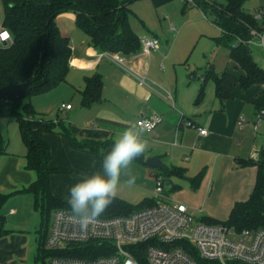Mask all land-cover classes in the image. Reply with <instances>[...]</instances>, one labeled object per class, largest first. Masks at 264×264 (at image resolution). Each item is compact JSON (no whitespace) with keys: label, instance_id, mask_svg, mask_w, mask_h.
I'll list each match as a JSON object with an SVG mask.
<instances>
[{"label":"crops","instance_id":"0c3cea01","mask_svg":"<svg viewBox=\"0 0 264 264\" xmlns=\"http://www.w3.org/2000/svg\"><path fill=\"white\" fill-rule=\"evenodd\" d=\"M76 18L74 12H64L56 17V23L59 29L67 26L72 32L77 28ZM147 37H158L160 48L126 56L127 68L109 59L105 55L107 52L94 48L88 36L82 43L84 51L77 53L71 45L70 72L61 83L66 86L59 87H64L63 92L68 91L82 105L81 92L86 78L99 75L103 80L102 101L89 107L82 105L89 114L84 126L72 122L66 125L58 120L57 130L69 126L80 139L114 141L119 132L137 124L140 118L162 116V123L143 133L149 144L144 157L146 161L157 156L164 168L174 172L160 175L161 169L134 161L131 171L137 180L131 187L139 193L138 204L146 199H154L156 203L162 201V197L154 195L156 178L160 175L164 178L165 200L201 209L199 217L203 220L227 221L234 206L250 198L257 180V166L239 165L238 160L258 161L264 155V118L255 128L257 114L264 108V84L246 89L238 84L232 98L222 102L216 96L213 80L204 77L210 67L215 69L213 64L209 62V66L199 70L186 61L185 52L182 58L173 57L180 34L172 44L157 33ZM142 54L148 57L141 58ZM228 59L227 67L217 74L243 75V70L230 60L229 53ZM134 74L146 76L148 85H139ZM202 85L203 97L196 102ZM64 104V99L58 103L57 107L62 106L60 111L73 110V106L63 108ZM12 122L6 153L0 156V196L10 195L0 206V264H31L32 259L36 264L39 242L31 232L36 226L34 198L21 192L35 180L36 174L25 167L27 147L19 124ZM198 128H205L207 134L200 135ZM44 138L52 149L50 167L63 170L51 177L52 193L67 202L70 187L101 171V163L93 154L72 149L60 133H47ZM110 150L111 147L107 148L104 155ZM198 175L201 179L195 185L193 179ZM122 185L127 186L123 182ZM117 197L126 198L120 192ZM31 240L35 246H29Z\"/></svg>","mask_w":264,"mask_h":264},{"label":"trees","instance_id":"16d2710c","mask_svg":"<svg viewBox=\"0 0 264 264\" xmlns=\"http://www.w3.org/2000/svg\"><path fill=\"white\" fill-rule=\"evenodd\" d=\"M135 0H0L3 7L2 25L12 36L9 45L0 47V118H14L19 124L21 136L27 147L26 169L36 174V178L21 192L34 198V208L42 217L39 231L40 240L36 264H47L54 255L95 258L109 251L90 242L73 245L70 250H45L52 213L56 209L70 211L66 201L56 197L51 190V177L61 169L50 167L53 158L50 143L44 138L47 133H60L74 150L95 155L102 162L104 152L112 147L113 140L80 139L75 133L63 128L57 130L60 122L46 121L37 116L28 101L35 95L48 92L66 80L70 69L72 48L70 38L60 31L56 17L64 12H74L76 25L89 38L90 44L101 52L119 53L122 56L135 55L141 50L140 38L129 23L130 6ZM160 6L170 0H151ZM247 0H223L212 2L198 0L197 6L211 9L218 19L222 34L215 39L218 46L229 51V58L244 74L235 77L228 72L217 74L210 67L205 79L213 80L217 98L224 102L233 96V90L240 84L244 89L254 84H264V70L260 68L250 53L249 46L238 39H250L252 30L264 31V20L245 10ZM103 80L99 75L86 78L82 90V105L89 107L102 101ZM204 94V85L199 90L196 102ZM6 153V140L0 129V156ZM137 162H145L144 154ZM239 165H256L257 180L250 198L237 203L227 221L218 222L205 219L207 223H223L241 231L243 229L264 228V155L258 160L239 159ZM174 171L160 170V175H170ZM201 175L193 179L198 185ZM10 197L0 196V206ZM154 199H146L133 205L116 196L113 203L100 217L129 214L135 210L154 206ZM1 234V232H0ZM145 244L135 254L140 264H150L147 260Z\"/></svg>","mask_w":264,"mask_h":264},{"label":"built area","instance_id":"2783aa9c","mask_svg":"<svg viewBox=\"0 0 264 264\" xmlns=\"http://www.w3.org/2000/svg\"><path fill=\"white\" fill-rule=\"evenodd\" d=\"M189 1L197 4L198 0ZM255 18L264 20V8ZM255 38H259L256 44L264 49L261 45L264 31L252 30L250 39L242 38L238 42L249 46ZM11 42L8 29L0 27V47ZM140 42L144 53L161 46L158 37H142ZM105 55L118 65L124 64L119 53ZM262 62L264 64V59ZM134 76L139 85H148L146 76ZM63 108L70 109L71 105H63ZM263 118L264 108L257 114L255 128ZM162 121V116L153 115L140 118L137 124L149 132ZM198 131L200 135L207 134L205 128H198ZM155 192L163 199L154 206L129 214L99 217L86 232L80 231L71 211L54 210L46 239L49 250L65 252L73 245L96 242L109 253L95 258L54 255L47 259V264H140L135 254L144 244L150 264H264V228L237 231L223 223H207L199 217L201 209L164 199V178L160 175L156 178Z\"/></svg>","mask_w":264,"mask_h":264},{"label":"rangeland","instance_id":"374dc122","mask_svg":"<svg viewBox=\"0 0 264 264\" xmlns=\"http://www.w3.org/2000/svg\"><path fill=\"white\" fill-rule=\"evenodd\" d=\"M207 2L214 4L212 2H223V0H207ZM244 8L256 16L264 8V0H247ZM130 9L129 23L138 38L157 33L164 40L169 39V43L172 44L174 38L180 34V38L174 48L173 57L182 58L184 57L182 54L185 52L186 61L196 65L194 67H198L199 70L209 66V62L215 66L214 71L216 73L222 72L227 67L229 51L224 46H218L214 40L216 36L221 35L222 31L216 24L218 19L211 9L203 10L189 0H170L160 6H155L151 0H135L131 4ZM2 14L3 7L0 2V26L2 25ZM171 26H175V30L171 31ZM62 27L60 30L62 33L70 36L73 49L77 53L84 51L82 43L85 38L87 39L85 32L79 27L71 30L72 32H70V28H67V26ZM259 42V38H255L254 42L249 44V49L255 63L264 70L262 62L264 59V49L256 44ZM145 56L148 57L146 54H142L141 58ZM122 57L124 58L122 67L127 68L128 59L126 56ZM73 74L78 76L77 72ZM209 83L212 84V81L209 80ZM61 85L48 92L33 96L28 102L33 106V109L38 114L37 116L46 121L57 122L59 120L64 121L66 125L72 122L73 124L84 126L89 117L88 112L84 109L85 106L83 107L68 91L63 92L62 88L64 87H59ZM63 99L66 101L64 105L70 104L71 107H74L72 111H60L62 106L57 107V105ZM12 121L15 122L16 120L14 118H0V129L5 140L8 139L12 130L10 123ZM65 128L70 129L69 126ZM119 192L126 197H122L124 200L129 199L126 201L130 202L131 200L132 202L130 203L132 204L139 203V193L137 190L132 189V187L121 184L117 193ZM154 195H156L155 188ZM35 212L36 226L30 231L36 234L39 242L42 217L39 211L35 210ZM26 218L30 220V217ZM30 235L33 236L31 233ZM32 240L30 241V247L34 245ZM45 250H49V248L46 246ZM31 264H35L34 259H32Z\"/></svg>","mask_w":264,"mask_h":264},{"label":"clouds","instance_id":"9594fccd","mask_svg":"<svg viewBox=\"0 0 264 264\" xmlns=\"http://www.w3.org/2000/svg\"><path fill=\"white\" fill-rule=\"evenodd\" d=\"M261 45H264V40ZM143 133L144 129L138 124L123 129L116 135L111 150L103 156L101 171L70 187L67 204L80 231L86 232L89 225L107 210L122 182L129 187L135 185L137 177L132 174L131 167L149 147Z\"/></svg>","mask_w":264,"mask_h":264},{"label":"water","instance_id":"95a60500","mask_svg":"<svg viewBox=\"0 0 264 264\" xmlns=\"http://www.w3.org/2000/svg\"><path fill=\"white\" fill-rule=\"evenodd\" d=\"M146 165L156 168V169H164V164L161 162L160 158L157 156H152L146 159Z\"/></svg>","mask_w":264,"mask_h":264}]
</instances>
